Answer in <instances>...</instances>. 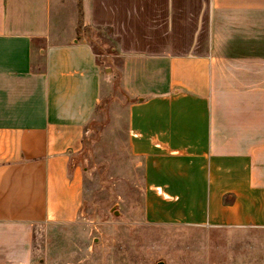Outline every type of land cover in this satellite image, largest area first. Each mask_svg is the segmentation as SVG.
<instances>
[{
  "label": "crops",
  "instance_id": "obj_1",
  "mask_svg": "<svg viewBox=\"0 0 264 264\" xmlns=\"http://www.w3.org/2000/svg\"><path fill=\"white\" fill-rule=\"evenodd\" d=\"M64 1L53 29L52 0H0V264L78 219L75 159L113 95L148 223L264 230V0H80L82 20L74 0L69 29Z\"/></svg>",
  "mask_w": 264,
  "mask_h": 264
},
{
  "label": "rangeland",
  "instance_id": "obj_2",
  "mask_svg": "<svg viewBox=\"0 0 264 264\" xmlns=\"http://www.w3.org/2000/svg\"><path fill=\"white\" fill-rule=\"evenodd\" d=\"M59 1L52 0L53 29ZM64 2L63 25L69 29L77 9L74 0ZM86 36L103 51L104 41L96 31ZM107 86L103 82V94ZM119 104L117 95L102 103L75 159L84 169L78 219L39 224L31 264H264V230L159 226L146 221L141 161L130 151L127 112ZM115 211L121 216L115 217Z\"/></svg>",
  "mask_w": 264,
  "mask_h": 264
},
{
  "label": "water",
  "instance_id": "obj_3",
  "mask_svg": "<svg viewBox=\"0 0 264 264\" xmlns=\"http://www.w3.org/2000/svg\"><path fill=\"white\" fill-rule=\"evenodd\" d=\"M114 215H115V217L117 216V217H120L121 215H120V212H118V211H115L114 212ZM158 264H166L165 262H163V261H161V262H159Z\"/></svg>",
  "mask_w": 264,
  "mask_h": 264
},
{
  "label": "trees",
  "instance_id": "obj_4",
  "mask_svg": "<svg viewBox=\"0 0 264 264\" xmlns=\"http://www.w3.org/2000/svg\"><path fill=\"white\" fill-rule=\"evenodd\" d=\"M78 6H79V9H80V20H82V13H81V2L80 0H78Z\"/></svg>",
  "mask_w": 264,
  "mask_h": 264
}]
</instances>
